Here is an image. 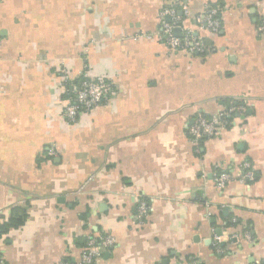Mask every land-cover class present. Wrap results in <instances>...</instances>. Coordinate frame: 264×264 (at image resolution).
Wrapping results in <instances>:
<instances>
[{"label":"crops","instance_id":"0c3cea01","mask_svg":"<svg viewBox=\"0 0 264 264\" xmlns=\"http://www.w3.org/2000/svg\"><path fill=\"white\" fill-rule=\"evenodd\" d=\"M209 4L218 32L199 28ZM170 8L206 53L165 43ZM262 13L264 0H0V226L21 221L0 264H79L102 235L116 242L93 264L264 262ZM85 69L115 92L69 123ZM233 100L237 124L193 143L196 119ZM217 167L233 173L224 190Z\"/></svg>","mask_w":264,"mask_h":264},{"label":"built area","instance_id":"2783aa9c","mask_svg":"<svg viewBox=\"0 0 264 264\" xmlns=\"http://www.w3.org/2000/svg\"><path fill=\"white\" fill-rule=\"evenodd\" d=\"M183 13L187 11L183 6ZM220 7L206 5L205 10L201 16L197 18L199 28L208 29L212 32H218L221 29V19L219 14ZM176 8H170L166 14L171 15V22H164L161 33L165 43L172 49H184L192 53H206L205 40L200 34L190 28H184L182 24V17L179 16ZM176 28H180L181 35H177ZM259 32L264 35V13L259 18L258 25ZM68 79V75H65ZM71 102L66 107V119L69 123H74L78 119L81 110L90 111L106 102L109 97L114 94V85L103 77L96 79L90 78L86 69L82 73V78L78 85L70 89ZM236 112V116L232 117V112ZM245 107L238 105L234 108H227L219 111L213 115H203L196 119L194 124L189 127L188 134L191 141L195 144L201 139L212 138L219 136L223 130L229 126L236 125L239 116L244 114ZM49 154L54 155V148L49 149ZM233 173L227 169L217 167L214 172V180L219 190H224L227 184L232 180ZM239 178L243 181H253L255 178L254 170L251 163H245L239 170ZM151 210L150 204L142 199L138 203L137 213L135 215L138 223H145L146 218ZM247 238H251L250 234H246ZM116 240L111 235H102L100 238H90L87 245L83 249L81 262L79 264H93L97 258L102 254V251L112 247ZM61 264H68L62 262ZM192 264H201L199 260H195ZM257 264H264L260 262Z\"/></svg>","mask_w":264,"mask_h":264},{"label":"trees","instance_id":"16d2710c","mask_svg":"<svg viewBox=\"0 0 264 264\" xmlns=\"http://www.w3.org/2000/svg\"><path fill=\"white\" fill-rule=\"evenodd\" d=\"M238 105H240L239 104V101H237V100H233L232 102L230 101V104L228 105V108H234V107H236V106H238ZM232 117H234V116H236L237 114H236V112H232ZM21 223V221H15V222H13V223H11V224H6V225H1L0 226V238L2 237V235L5 233V232H7L8 230H9V227L10 226H12V224L13 225H19ZM197 258H195V257H189V256H187L186 257V264H192L195 260H196Z\"/></svg>","mask_w":264,"mask_h":264},{"label":"water","instance_id":"95a60500","mask_svg":"<svg viewBox=\"0 0 264 264\" xmlns=\"http://www.w3.org/2000/svg\"><path fill=\"white\" fill-rule=\"evenodd\" d=\"M175 32H176L177 35H181V30H180V28H176V29H175ZM218 232H219V234L222 233L221 231H218Z\"/></svg>","mask_w":264,"mask_h":264}]
</instances>
